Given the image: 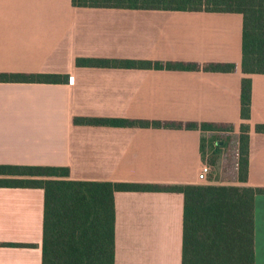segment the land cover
Wrapping results in <instances>:
<instances>
[{
	"label": "crops",
	"instance_id": "crops-1",
	"mask_svg": "<svg viewBox=\"0 0 264 264\" xmlns=\"http://www.w3.org/2000/svg\"><path fill=\"white\" fill-rule=\"evenodd\" d=\"M243 17L234 13L78 8L72 0H0V73L66 74L67 84L0 83V165L56 166L74 181L170 185L238 182ZM232 63L233 73L77 66V59ZM252 80L247 186L264 188V75ZM228 123L207 181L214 133L79 126L74 118ZM222 136V135H221ZM220 136V137H221ZM204 142V141H203ZM209 145V146H208ZM208 146V147H207ZM215 170V173H214ZM210 179V180H209ZM245 186V185H244ZM45 192L0 188V264H42ZM115 264H182L184 196L115 194ZM264 264V195L255 199Z\"/></svg>",
	"mask_w": 264,
	"mask_h": 264
},
{
	"label": "trees",
	"instance_id": "trees-1",
	"mask_svg": "<svg viewBox=\"0 0 264 264\" xmlns=\"http://www.w3.org/2000/svg\"><path fill=\"white\" fill-rule=\"evenodd\" d=\"M78 8L234 13L243 17L241 118L238 182L242 185H170L70 180L56 166L0 165V188L45 192L42 264H115L117 192H162L184 196L182 264H256L255 199L264 188L250 187L252 80L264 75V0H72ZM77 66L233 73L232 63L151 62L77 59ZM66 74L0 73V83L67 84ZM79 126L199 130L219 136L233 132L228 123H184L76 117ZM264 134V123L256 125ZM202 153L205 156V141ZM204 141V142H203ZM210 166H215V144ZM245 185V186H244Z\"/></svg>",
	"mask_w": 264,
	"mask_h": 264
},
{
	"label": "rangeland",
	"instance_id": "rangeland-1",
	"mask_svg": "<svg viewBox=\"0 0 264 264\" xmlns=\"http://www.w3.org/2000/svg\"><path fill=\"white\" fill-rule=\"evenodd\" d=\"M232 135L233 134H231V137H227V135L224 134L221 137L219 136V138L217 139V140H220L221 143L226 142V149H225L226 153L225 154H227V156H226L224 162H222V165L224 167L228 168V169H230L231 162H232V160L234 158L232 156V151L234 149V145H235L234 140L235 139L232 137ZM211 143H212L211 148L208 147L209 145L207 146L208 148L206 149V154H205V159H204L205 160V163H207L209 165H211L210 164V158L212 156H214V154H215L214 151L216 149V147H215V141H211ZM217 161H218V157H217ZM216 165H217V162H216ZM215 166H212V168L215 167ZM214 173H215V170H214Z\"/></svg>",
	"mask_w": 264,
	"mask_h": 264
},
{
	"label": "built area",
	"instance_id": "built-area-1",
	"mask_svg": "<svg viewBox=\"0 0 264 264\" xmlns=\"http://www.w3.org/2000/svg\"><path fill=\"white\" fill-rule=\"evenodd\" d=\"M211 169L212 168H211V166L209 164L204 163L202 165L201 170H200V174L198 176V179L200 181H207L208 180V174L210 173Z\"/></svg>",
	"mask_w": 264,
	"mask_h": 264
}]
</instances>
